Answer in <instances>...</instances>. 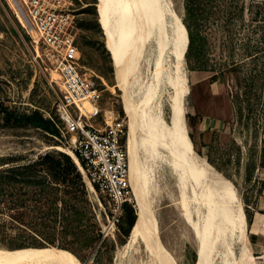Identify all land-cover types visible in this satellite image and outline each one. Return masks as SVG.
<instances>
[{
    "label": "rangeland",
    "instance_id": "374dc122",
    "mask_svg": "<svg viewBox=\"0 0 264 264\" xmlns=\"http://www.w3.org/2000/svg\"><path fill=\"white\" fill-rule=\"evenodd\" d=\"M72 1L77 40L83 52L82 70L99 82L103 92V114L94 123L97 126L105 125L106 120L120 123L127 148L130 127L127 100L145 108L141 94L147 92L155 103L163 106L165 118L170 119V101L175 93L170 82L175 72L174 56L168 44L171 23L175 21L171 10L179 17L187 42L183 54L185 127L190 146L204 159L219 188L211 215L213 220L227 215L228 221V214L239 209L246 236L259 259L264 254V0H204L209 12L196 22L190 21L193 37L186 25L189 18L185 0H141L135 12L133 33L137 52L133 66L136 76L143 81L140 94L130 66L125 67V85L119 84L113 54L106 45L99 21V0ZM35 30L19 20L8 0H0V101L18 114L39 110L54 119L60 129H65L57 109L60 87L54 76L59 72L54 59L46 55L47 46ZM74 139L75 134L66 129L62 136H56L33 125L0 126V164L29 163L47 152H65ZM158 158V164H154L149 153L145 150L142 153L143 163L149 166L153 182L160 188L154 203L157 238L177 264H199L198 237L184 215L186 210L182 209L178 176L172 165L162 162L159 155ZM0 189L2 219L11 220L12 214L23 215L24 222H15L16 226L26 228L46 245L0 248L11 251L52 248L72 255L80 264H115L129 237L125 229L132 209L136 213L138 210L131 190V200L126 202L123 217L109 229L110 196L101 188L89 186V211L84 217L76 211L86 209L82 193L58 180H48L42 186L24 182L2 184ZM192 203L196 207L192 215L198 218L199 205L195 200ZM52 204L58 213L66 211L68 219L64 221L59 216L47 228L38 223L40 210H49ZM200 212L203 225L207 221L204 204ZM34 221L36 227L31 224ZM70 222L72 226L68 227ZM93 222L99 230L87 231ZM31 227L39 230V235ZM67 227L68 232L63 230ZM17 229L8 234L10 240ZM87 234L96 235L94 241L84 246L75 243V236L84 238ZM233 244L239 256L240 242L236 237ZM218 249L216 246L212 252V264L220 262ZM120 264L155 263L144 253L130 251L121 258Z\"/></svg>",
    "mask_w": 264,
    "mask_h": 264
},
{
    "label": "bare ground",
    "instance_id": "6f19581e",
    "mask_svg": "<svg viewBox=\"0 0 264 264\" xmlns=\"http://www.w3.org/2000/svg\"><path fill=\"white\" fill-rule=\"evenodd\" d=\"M141 0H99V21L104 30L106 45L113 54L115 71L121 86L125 85V67L132 68L131 77L137 92L143 81L136 76L133 63L137 61L136 46L133 45L134 18L136 8ZM19 20L26 26L28 21L16 0H8ZM172 21L168 44L174 56L173 77L170 82L175 87L174 95L170 101V119L164 116L163 106L155 103L151 94H141L142 103L146 108H140L134 102L127 100V116L129 117V132L127 138L130 179L134 200L138 206L137 223L131 228V232L124 244V251L119 254L115 264L121 263V258L126 252L137 251L148 256L155 264H177L174 257L163 248L157 238V221L155 197L160 188L154 177H151L149 166H145L142 153L145 150L154 158V164H158V155L162 162L172 165L178 176L180 196L183 197L182 209L197 235V249L200 253L199 264H212L214 256L212 252L219 248L220 262L218 264H264V254L258 259L254 255L252 241L248 240L245 233L243 218L238 209L236 213L213 220L211 211L219 188L214 180V175L189 144L187 129L185 127L186 91L184 84V58L183 54L187 45L184 29L180 26L179 17L171 10ZM32 31L35 30L29 25ZM36 31V30H35ZM135 43V42H134ZM162 35V56L165 55ZM165 59V57L163 58ZM168 62H170L168 55ZM132 65V66H131ZM163 66V63H162ZM169 66V65H168ZM164 68V67H163ZM55 80L60 89L64 85L59 73H55ZM53 77V78H54ZM149 111V115L147 114ZM111 115V114H110ZM109 119V118H108ZM109 121V120H108ZM140 130L143 133H140ZM64 151L72 156L83 174L86 169L73 148H65ZM89 186H94L87 178ZM235 199L236 196L231 194ZM198 203V218L192 213L196 209L193 205ZM206 208V222L201 225V205ZM234 235L240 242L241 253L236 256L234 250ZM259 245V244H258ZM260 246V245H259ZM221 250V251H220ZM0 264H80L72 255L57 249H23L11 251L0 248Z\"/></svg>",
    "mask_w": 264,
    "mask_h": 264
},
{
    "label": "built area",
    "instance_id": "2783aa9c",
    "mask_svg": "<svg viewBox=\"0 0 264 264\" xmlns=\"http://www.w3.org/2000/svg\"><path fill=\"white\" fill-rule=\"evenodd\" d=\"M16 1L28 24L38 30L47 46L46 55L56 63L64 85V90L57 92V109L66 131L75 134L71 147L84 160L89 179L110 196L107 227L111 229L120 222L126 202L131 200L129 154L120 123L108 120L103 126L94 123L103 114V92L99 82L82 70L83 52L77 40L74 2ZM65 129L61 128L62 134Z\"/></svg>",
    "mask_w": 264,
    "mask_h": 264
},
{
    "label": "trees",
    "instance_id": "16d2710c",
    "mask_svg": "<svg viewBox=\"0 0 264 264\" xmlns=\"http://www.w3.org/2000/svg\"><path fill=\"white\" fill-rule=\"evenodd\" d=\"M185 7L187 16L189 18V20L186 21V25L191 34V37H193V28L190 24V21H198L201 15L208 13L209 11L208 8L204 6V0H185ZM232 14H235V12H233ZM16 124L33 125L42 128L53 135L62 136L61 129L59 128L55 120L46 117L41 111L34 110L32 112H22L18 114L14 110H12L8 105L0 101V126H9ZM77 155L80 158L84 167H86L84 160L79 154ZM7 163L9 162L6 161L0 164V185L24 182L28 184H37L42 186L48 180H58L68 185L72 190L78 189L82 193L83 198L86 200L87 203L86 209L76 211L81 217H84L88 213L90 203L89 185L84 177L83 172L80 170L78 164L75 162V160L70 154L66 152H47L43 155H40L39 158L33 162L14 163L9 166L6 165ZM93 184L97 190H100L98 184ZM1 195L2 190L0 189V201L2 199ZM51 206L49 210H40V219L38 220V223H42L47 228L51 227V221L56 222L59 216H63L64 221L68 219L66 217V211L64 213H58L57 207L53 204ZM1 213L2 212L0 211V239L3 242L2 244L4 245L0 246L8 248L24 246H46L44 245V242L40 241L36 235L29 232L26 228H23L19 225L16 226L15 222H24L23 215L12 214L11 220H3ZM136 219L137 213L133 208L132 216L129 220V226L125 229V233L127 236L130 234V230L133 227ZM34 222H31V224H35L34 227H36L37 222ZM68 225V227H71L72 222L68 223ZM34 227H31L32 232L34 230V232L36 231L35 233H38L39 235V230L35 229ZM90 227L91 228H87V231L88 229H91V231L93 232L99 230L97 223L93 222ZM16 228H18L16 235L11 236L10 240L8 234L11 230L15 232ZM67 228H63V230L68 232L69 228ZM75 237V243H78L80 246H84L94 241L96 235L92 236L90 234H87L84 238H81V236L79 235Z\"/></svg>",
    "mask_w": 264,
    "mask_h": 264
},
{
    "label": "water",
    "instance_id": "95a60500",
    "mask_svg": "<svg viewBox=\"0 0 264 264\" xmlns=\"http://www.w3.org/2000/svg\"><path fill=\"white\" fill-rule=\"evenodd\" d=\"M137 220H138V218L136 219V221H135L134 225L137 223ZM134 225H133V227H134ZM133 227H132V228H133Z\"/></svg>",
    "mask_w": 264,
    "mask_h": 264
},
{
    "label": "crops",
    "instance_id": "0c3cea01",
    "mask_svg": "<svg viewBox=\"0 0 264 264\" xmlns=\"http://www.w3.org/2000/svg\"><path fill=\"white\" fill-rule=\"evenodd\" d=\"M260 221H261V219H260ZM258 241H260V240H258ZM258 241H256V242H257V244H258V243H260V242H258Z\"/></svg>",
    "mask_w": 264,
    "mask_h": 264
}]
</instances>
